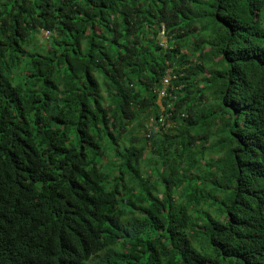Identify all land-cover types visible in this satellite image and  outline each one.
<instances>
[{
	"label": "trees",
	"instance_id": "trees-1",
	"mask_svg": "<svg viewBox=\"0 0 264 264\" xmlns=\"http://www.w3.org/2000/svg\"><path fill=\"white\" fill-rule=\"evenodd\" d=\"M0 264H264V0H0Z\"/></svg>",
	"mask_w": 264,
	"mask_h": 264
},
{
	"label": "clouds",
	"instance_id": "clouds-1",
	"mask_svg": "<svg viewBox=\"0 0 264 264\" xmlns=\"http://www.w3.org/2000/svg\"><path fill=\"white\" fill-rule=\"evenodd\" d=\"M42 33H44L46 38H49L51 35L50 31L45 30V29L41 32V34ZM160 34H161L162 38L160 37ZM160 34H159V37L161 39V45L167 47L168 46V36H167L166 27L164 24L161 26ZM176 77H177V75H175L172 67L169 66V68L167 69V74L163 79V87L161 88L160 93H159L160 101H162V99H164L168 96V88L170 87L172 81ZM167 79H168V82H166ZM162 93H164V94H162ZM161 108H162V113L159 115L157 120L162 127L169 128L172 126V120L170 117L171 112H168V108L172 109V106H171V104H168V105L163 104L161 106ZM151 132H152V130L149 129V132L147 133V135L150 136Z\"/></svg>",
	"mask_w": 264,
	"mask_h": 264
},
{
	"label": "rangeland",
	"instance_id": "rangeland-1",
	"mask_svg": "<svg viewBox=\"0 0 264 264\" xmlns=\"http://www.w3.org/2000/svg\"><path fill=\"white\" fill-rule=\"evenodd\" d=\"M41 37L42 38H46L45 35H44V33L41 34ZM160 37L162 38L161 34H160Z\"/></svg>",
	"mask_w": 264,
	"mask_h": 264
},
{
	"label": "built area",
	"instance_id": "built-area-1",
	"mask_svg": "<svg viewBox=\"0 0 264 264\" xmlns=\"http://www.w3.org/2000/svg\"><path fill=\"white\" fill-rule=\"evenodd\" d=\"M166 82H168V79L166 80ZM162 94H164V93H162Z\"/></svg>",
	"mask_w": 264,
	"mask_h": 264
}]
</instances>
